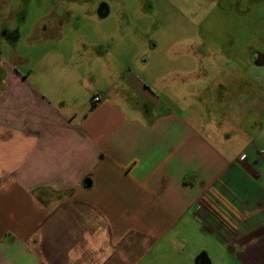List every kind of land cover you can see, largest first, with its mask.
Masks as SVG:
<instances>
[{
    "label": "crops",
    "instance_id": "1",
    "mask_svg": "<svg viewBox=\"0 0 264 264\" xmlns=\"http://www.w3.org/2000/svg\"><path fill=\"white\" fill-rule=\"evenodd\" d=\"M10 3L0 0V17H11ZM44 8L33 44L44 58L62 56L52 44L64 42L69 1ZM0 27V264L264 260V147L258 158L252 144L232 152L190 109L158 104L131 72L98 92L91 66L90 101L69 104L59 93L84 76L80 64L21 68V55L2 56L14 52L16 29Z\"/></svg>",
    "mask_w": 264,
    "mask_h": 264
},
{
    "label": "rangeland",
    "instance_id": "2",
    "mask_svg": "<svg viewBox=\"0 0 264 264\" xmlns=\"http://www.w3.org/2000/svg\"><path fill=\"white\" fill-rule=\"evenodd\" d=\"M46 1L9 4L14 12L0 17V26L15 28L19 40L14 52L5 47L2 56L9 60L10 54L21 55V68L41 60L51 67L59 59L80 64L88 84L81 87L84 76L78 75L80 81H70L60 91L69 104L90 101L96 81L91 66L97 68L98 92L131 72L158 96V104L190 109L194 121L213 128L232 152L239 154L252 144L256 156L264 147V64L252 60L254 50L264 55V0H68L72 19L66 23L64 42L52 44L63 47V55L44 58L46 48L33 44L31 34ZM74 73L65 76L76 79ZM119 86L135 102H144L131 86ZM193 243L196 251L206 246ZM208 247L216 255L222 252L217 244ZM224 264L241 263L231 259Z\"/></svg>",
    "mask_w": 264,
    "mask_h": 264
},
{
    "label": "flooded vegetation",
    "instance_id": "3",
    "mask_svg": "<svg viewBox=\"0 0 264 264\" xmlns=\"http://www.w3.org/2000/svg\"><path fill=\"white\" fill-rule=\"evenodd\" d=\"M252 60L256 65L264 64V55L261 54L258 50L253 51Z\"/></svg>",
    "mask_w": 264,
    "mask_h": 264
},
{
    "label": "built area",
    "instance_id": "4",
    "mask_svg": "<svg viewBox=\"0 0 264 264\" xmlns=\"http://www.w3.org/2000/svg\"><path fill=\"white\" fill-rule=\"evenodd\" d=\"M96 100H100V98L99 97H96ZM261 151L264 152V149H261ZM243 157H245V154H242L241 155V158H243Z\"/></svg>",
    "mask_w": 264,
    "mask_h": 264
}]
</instances>
